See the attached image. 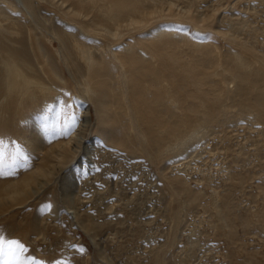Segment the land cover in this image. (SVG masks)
I'll list each match as a JSON object with an SVG mask.
<instances>
[{
  "label": "rangeland",
  "instance_id": "obj_1",
  "mask_svg": "<svg viewBox=\"0 0 264 264\" xmlns=\"http://www.w3.org/2000/svg\"><path fill=\"white\" fill-rule=\"evenodd\" d=\"M10 1L31 38L37 72L55 90L31 106L19 134L0 137V184L52 163L20 196L0 198V264H264V103L254 104V94L264 93V0H146L156 8L139 22L143 28L124 23L131 32L120 25L113 38L83 33L112 70L104 75L109 93L101 108L121 118L126 135L120 137L112 119L103 123L84 69L77 72L56 41L54 26L66 28L57 9L44 1L31 8ZM155 27L174 33L152 36ZM33 32L58 78L45 67ZM123 43L138 54L143 48L144 62L160 70L168 92L158 96L157 107L133 88L144 86L152 98L153 76L116 61ZM236 52L260 74L243 91L228 62ZM198 62L197 70H184ZM151 108L173 128L155 151L146 147L149 123L140 118ZM66 139L67 156L58 165L53 146Z\"/></svg>",
  "mask_w": 264,
  "mask_h": 264
},
{
  "label": "bare ground",
  "instance_id": "obj_2",
  "mask_svg": "<svg viewBox=\"0 0 264 264\" xmlns=\"http://www.w3.org/2000/svg\"><path fill=\"white\" fill-rule=\"evenodd\" d=\"M19 1L24 3L25 6L27 5L31 8L32 5H33V7L35 6L36 0H19ZM38 1H40V2L44 1V2L51 4L54 8L57 9L56 12H58V14H60V16H62V18H63L62 20L65 23L66 28L61 29L55 25L54 29H53V32H54L53 34L55 35V37L57 39L56 41H58L59 44L61 45V47H62L61 49L64 50L63 51V53L65 52L64 55H66L68 57L70 56L69 58H71V61L74 64L76 71L81 72V70L84 69L85 74L83 76H85V78H84L85 81L84 80L83 81L85 82V84L87 86L91 87V89L93 90L94 93L97 94L96 99H97V103L100 105V109H99V110H101L100 115L105 116V118H104L105 120L103 121V123L104 124L108 123L107 121H108V117H109L110 119H112V125H110L111 126L110 128H112L114 130L115 135L120 137L121 131H122V133L124 132V134H125L126 129L124 128L125 127L124 124H122V121L120 118L121 115H120V117H119L120 119L118 121V119H117L118 117H116L117 113L114 114V116H111L109 114V110L107 108L106 109H104V107L101 108V106L105 105V103L107 102L106 99H107L108 93H109V91H107L106 83L104 81V75L109 76V73H112V70L106 62L98 61L99 59H97L95 57V50L97 48H95L96 46H94L93 44L91 45V43H90L93 40L90 39L89 41H86L85 39L87 37H84V34L85 35L87 34V36L92 38L93 36H98V35H101V33H102V37H104L103 34H107V36L112 35V37H110V38H113V37H115L114 34H116L117 29L120 28V25H124V23L127 26H129V29L132 28L133 23H136V22L141 23V21H142L141 24H143V17L145 15H147L145 17H148V14H150L152 11L154 12L156 5L152 4V3L149 4L146 2V0H38ZM19 4H21V3L19 2ZM14 5L15 4L12 3L10 0H0V137H2L3 140L8 139L9 136L16 135L18 132L17 129L19 127V123L24 121L25 117L28 115L27 112H29V110L31 109V106L39 105L40 102L46 101V99L48 100V98L53 95L54 90H55L51 84H47L48 82L45 83L44 80L42 79V77L37 72L38 70L34 65L35 63H33L34 60H32V59H34V58H32L34 54L32 55V50L30 49V46L28 43L30 37L28 36L27 29H26L25 25L23 23L22 24L20 23L21 22L19 20L20 18L16 19L17 16H16V18H14V14H15L14 11H16V10L18 11V8H16L17 5L16 6H14ZM25 6H24V8H25ZM37 10H38V8H37ZM29 11H27V12H29ZM27 12H26V14H27ZM36 14H37V16L39 15L37 12H36ZM159 15H160V13H159ZM40 17L42 18V16H40ZM40 17H39V20H41ZM145 17H144V20L146 19ZM59 19H61V18H59ZM17 20L20 22H18ZM30 20H31V18L27 21V23L31 27V21ZM35 22H36V18H35ZM48 22H49V20H48ZM58 22H59V20H58ZM130 23L132 24V26ZM60 24H61V22H60ZM141 24H140V26H141V28H143ZM146 24L149 25L148 23H146ZM57 25H59V24H57ZM200 25H202V24H200ZM118 26H119V28H117ZM127 26H126V30L128 32L129 29H127L128 28ZM137 26H139V25H137ZM137 26H134V28ZM122 28L124 31H126L124 29L125 25ZM49 29L51 31V28H49ZM136 29H134V31ZM139 29H140V27H139ZM139 29H137V30H139ZM140 30H142V29H140ZM140 30H139V33L141 36L142 31L140 32ZM121 31H122V29H121ZM165 31H169V33H174L173 31L171 32L170 28H163V27H155L154 29H150V31H148V33L150 35L152 34V36H160V35L162 36L163 34H166ZM34 32H33V34H34L33 38H34V42H35L34 45H36V48H38V50L42 53V55L47 60V62L45 63L46 64L45 67L47 68V70L50 69L51 74L55 78H58V74L56 73L55 68L52 66V62L50 61V58H51V56L49 55L50 53H44L46 48L44 49V52H43L42 48L44 46L42 45V47H41V45H40L41 42L40 43L38 42V41H40L39 40L40 36L38 35L39 39H37ZM130 32L131 31L129 30L128 33H130ZM50 33L52 34V32H50ZM124 34H125V32L124 33L122 32L123 36H124ZM144 34H145V32H144ZM144 34L142 35L143 38H144ZM43 35H44V33H43ZM122 35L120 33V35H117L116 38H118V37L120 38ZM41 36H42V34H41ZM146 38H148V37H146ZM137 39L138 38H136V40ZM30 40H31V38H30ZM106 40H108V39H106ZM43 41H45V40H43ZM119 41H120V39L119 40L116 39L117 44ZM123 41H125V40H123ZM126 41H129V40H126ZM109 42H110V40H109ZM139 42H140V39H139ZM126 43L122 44L124 51L122 54L120 52L121 57L118 54H116V56H114V57L116 58V61L118 63H120L121 65H122V63L124 64V62H127L131 66L133 71L135 70L136 72L141 73L144 77L149 76L150 74L153 76V78H154L153 84L156 87H154V88L152 87L155 90L152 98H149V96L147 98V95L146 94L144 95L145 92L143 93V91H147V89L144 90V88H143L144 86L142 87L140 84L135 83L133 88H135L137 90L136 93L138 94V96L140 98H144V99L146 98L147 100H149L148 104H147V102H145L148 106H151L152 104H154V105H152V107H157V104H159V102H158L159 98H161L160 94L163 92L166 93V91L168 92V90L164 91L161 89L162 84L160 85V83H162L161 82L162 79H160V81L158 80V78H159L158 76H160V74H161V73H158V71L160 72V70L157 71L153 67H151L148 64V62H144V56L146 54H145V51L143 48L140 49L141 52H139V54H138L137 52L134 51L132 45H131V47H129ZM30 45H31V42H30ZM243 46H245V45H243ZM93 47L95 48V50ZM161 50H160V52H161ZM118 51H120V47H119ZM168 51H169V48H168ZM48 55L50 56V58ZM42 59H44V58H42ZM195 61L197 62V60H195ZM259 61H262L261 65L264 66V58H262ZM228 62H229L230 68H232V71H231V69L229 70V68H228V70L232 72V74H233L232 77L234 78V80L239 82L240 85H238V88H240L241 90L244 88L250 89L251 88L250 83L252 84V83L258 81V79H259L258 75H260L258 73V71L256 69L252 70L253 68L251 66H249L246 63L247 61H244L242 59L241 55L238 54L237 52L232 54L229 57ZM53 63H55V62L53 61ZM194 65H191L190 63H188L187 65H185L186 69H184V70L188 71L189 69H192V67L195 70H197L196 68L199 65V62L197 65L194 63ZM121 71L123 73V67H121ZM139 76H140V74H139ZM179 76L181 77V73L179 75H177L176 81L178 80ZM261 78L264 80V76H261ZM132 79H135V78H132ZM59 83H61V82H59ZM160 89L162 91H159ZM149 91H152V90H149ZM149 91H148V94L149 93L151 94V92H149ZM130 93H131V91H130ZM172 94H173V92H172ZM114 95H116V94H114ZM158 96H159V98H158ZM117 97H119V96H117ZM172 99H173V97H172ZM115 100L116 99H113V101H115ZM254 102H253L254 104H258V105H260L262 102L264 103V93L257 91L254 94ZM133 103H135V101ZM43 104H44V102H43ZM119 104L117 103V105H118L117 107H119ZM37 107L38 106H36V108ZM133 107L131 106L130 108H133ZM135 108H137V107H135ZM163 108H164V106H163ZM163 108H161V109H163ZM140 109H139V111H141ZM131 110H133V109H131ZM152 110H150L148 113L146 111H144L143 113L142 112L141 113L139 112V113H140V118L144 119V123H145V121H146V123H149L147 125H149L148 131L150 129V131H149L150 135L148 134V142L146 143V147L149 150L153 149L155 151V149H157L160 145L161 137L166 133L172 132L171 130H173V128H172V126L168 125L170 123L169 121L171 119L169 121L168 120L162 121L159 119V116L156 113V110L154 108ZM160 110H158V111H160ZM69 111L71 113V110H68V112ZM203 113L205 115V111ZM201 115H202V113H201ZM204 115H202L203 119H205V117H206V116L204 117ZM70 116H71V114H70ZM69 117H68V119H69ZM110 121L111 120H109V123H110ZM120 121H121V125L117 126V123H120ZM108 127H109V125H108ZM32 129H33V127H32ZM106 130L107 129H105V131H103L104 135L106 134ZM145 130H146V128H145ZM152 130H154V132ZM151 132L154 133L153 134L154 137H152ZM18 134H19V132H18ZM124 134H122V139H121L123 141H125L124 136L126 135V134L125 135ZM140 134H141V132H140ZM115 135H113V136H115ZM142 135H143V133H142ZM106 136L111 137L110 131H107ZM21 137H24V136H21ZM116 139H118V138L116 137ZM0 141H1V139H0ZM123 141H122V143H123ZM38 142H39V140H38ZM68 145H69V142L67 139H66V141H63V142L58 141L55 143V145L53 146V148H56L55 151L57 152V155H56V153H54L55 155H53V157H54L53 160L56 161L55 163H57L59 160L62 161L61 159L65 158L67 156ZM44 155H46V154H44ZM48 162H49L48 164L46 162L43 163L42 166H39V165H41L39 163L38 164L39 167L37 166L35 168L37 170L33 171L34 170L33 169V170H30L29 172L26 171L19 178H15L12 181H10L9 183L0 184V198L3 196L10 195V194L13 195L15 193H19V196H20V193H24L27 186L31 183V181H33V179H34L33 176L35 174L37 176H38V174L39 175L47 174L48 168L52 167V166H50L52 163H50V161H48ZM66 198L67 197H65V200L67 201Z\"/></svg>",
  "mask_w": 264,
  "mask_h": 264
},
{
  "label": "snow or ice",
  "instance_id": "obj_3",
  "mask_svg": "<svg viewBox=\"0 0 264 264\" xmlns=\"http://www.w3.org/2000/svg\"><path fill=\"white\" fill-rule=\"evenodd\" d=\"M0 251H2V248H0Z\"/></svg>",
  "mask_w": 264,
  "mask_h": 264
}]
</instances>
